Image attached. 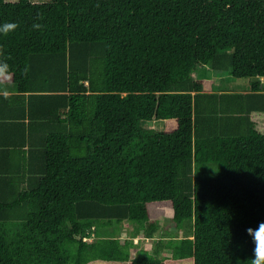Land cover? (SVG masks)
Listing matches in <instances>:
<instances>
[{
  "label": "trees",
  "instance_id": "trees-1",
  "mask_svg": "<svg viewBox=\"0 0 264 264\" xmlns=\"http://www.w3.org/2000/svg\"><path fill=\"white\" fill-rule=\"evenodd\" d=\"M38 4L0 0V24H18L0 34L14 74L0 93V264H251L264 0ZM205 65L250 90H205L207 73L192 76ZM162 216L189 234L140 247Z\"/></svg>",
  "mask_w": 264,
  "mask_h": 264
},
{
  "label": "rangeland",
  "instance_id": "rangeland-1",
  "mask_svg": "<svg viewBox=\"0 0 264 264\" xmlns=\"http://www.w3.org/2000/svg\"><path fill=\"white\" fill-rule=\"evenodd\" d=\"M201 71H205L207 75L205 78H207V81L205 83V90L207 89H217L218 91H246L250 90L251 87V79L247 77H235L233 75L227 74V76L221 77V75L216 76L217 74L214 69H212L209 65L202 66L198 69H195L192 73V76L194 78L203 77L201 76ZM201 74V75H200ZM11 84V83H10ZM12 87H14V84ZM213 87V88H212ZM146 126H153L155 128H163V122L161 120H153V121H147ZM162 228L160 231L155 235L151 237H144L142 240L140 237H135V242L139 244L140 247L152 249L154 243L158 238L164 239V242H167L170 238L178 235V236H184L189 234L185 229H178L174 223L166 216H162ZM133 229V224L131 223H125L121 227V235L122 236H128L130 231ZM165 249V248H163ZM171 253V252H169ZM135 254V251H132V255ZM92 264H126L125 262H119V261H106V260H99L95 261ZM182 264H191L190 262H183Z\"/></svg>",
  "mask_w": 264,
  "mask_h": 264
},
{
  "label": "clouds",
  "instance_id": "clouds-1",
  "mask_svg": "<svg viewBox=\"0 0 264 264\" xmlns=\"http://www.w3.org/2000/svg\"><path fill=\"white\" fill-rule=\"evenodd\" d=\"M7 3L8 0H5ZM29 2L34 6H39L38 0H29ZM43 20V16L37 15L34 17L32 28L42 29L43 25L40 21ZM18 24L16 22H5L0 24V34L7 35L10 32H13L17 29ZM30 71V65H25L21 69V74L27 76ZM13 72L9 63L7 62V58L3 57V53L0 52V93H7L9 91L10 83L13 79ZM5 98H8L5 96ZM247 233L252 237V241L254 244L253 249V257L250 259L251 264H264V221L259 222L258 226L253 228H247ZM87 236V235H86ZM89 237V236H88Z\"/></svg>",
  "mask_w": 264,
  "mask_h": 264
},
{
  "label": "crops",
  "instance_id": "crops-1",
  "mask_svg": "<svg viewBox=\"0 0 264 264\" xmlns=\"http://www.w3.org/2000/svg\"><path fill=\"white\" fill-rule=\"evenodd\" d=\"M216 76H217V75H216ZM221 77H224V76L221 75ZM12 86H13V85L10 84V86H9V91H8V92L13 91V88H14V87H12ZM246 91H247V90H246ZM161 121H162V120H161ZM162 122H163V121H162ZM163 124H164V122H163Z\"/></svg>",
  "mask_w": 264,
  "mask_h": 264
},
{
  "label": "built area",
  "instance_id": "built-area-1",
  "mask_svg": "<svg viewBox=\"0 0 264 264\" xmlns=\"http://www.w3.org/2000/svg\"><path fill=\"white\" fill-rule=\"evenodd\" d=\"M84 239H89V237L88 236H85Z\"/></svg>",
  "mask_w": 264,
  "mask_h": 264
}]
</instances>
